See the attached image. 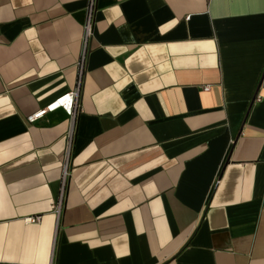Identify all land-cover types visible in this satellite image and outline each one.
Returning <instances> with one entry per match:
<instances>
[{
	"label": "crops",
	"instance_id": "0c3cea01",
	"mask_svg": "<svg viewBox=\"0 0 264 264\" xmlns=\"http://www.w3.org/2000/svg\"><path fill=\"white\" fill-rule=\"evenodd\" d=\"M88 6L0 0V264H264V0Z\"/></svg>",
	"mask_w": 264,
	"mask_h": 264
},
{
	"label": "built area",
	"instance_id": "2783aa9c",
	"mask_svg": "<svg viewBox=\"0 0 264 264\" xmlns=\"http://www.w3.org/2000/svg\"><path fill=\"white\" fill-rule=\"evenodd\" d=\"M95 7H96V0H89L88 16H87V21L85 24V43H86L87 38L93 32V25H94V19H95ZM85 55H86V50L84 49L81 62L79 63L81 66V77L83 73L82 66H83ZM80 83H81V80L77 88H75L74 90L67 92L61 96H58L46 106L29 114L27 116L28 122L34 123L38 121L39 119L43 118L46 114L50 112H54L59 109L64 110L66 114L72 117L73 119L78 114V112L82 110L79 104V100H78L79 95H80ZM204 89L209 90L210 86H206ZM260 99H261V96L257 95L256 100H260ZM71 133H72V130L70 132V135ZM67 175H68V166L66 163L64 166V179L66 178ZM54 208H55V211L59 214L62 208V196L58 200L57 204H55ZM39 220H40V216H37V217L33 216V217L26 218L25 222L34 223V222H38Z\"/></svg>",
	"mask_w": 264,
	"mask_h": 264
}]
</instances>
